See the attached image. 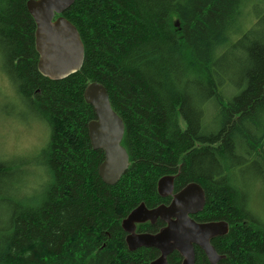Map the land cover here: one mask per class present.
<instances>
[{"label": "trees", "instance_id": "trees-1", "mask_svg": "<svg viewBox=\"0 0 264 264\" xmlns=\"http://www.w3.org/2000/svg\"><path fill=\"white\" fill-rule=\"evenodd\" d=\"M28 1L0 0V68L47 133L37 163L44 185L24 192L15 160L0 159V264H151L159 252L130 251L122 224L142 203H169L158 192L165 176L175 177V193L203 187L199 222L229 223L212 242L226 256L221 264H264L262 189L237 174L254 167L264 175V43L247 67L229 61L251 38L235 39L253 13L256 28L264 0H76L63 16L79 30L85 60L60 81L38 71ZM93 82L125 123L130 166L112 186L99 174L105 153L89 137L97 116L84 91ZM196 264H210L199 248Z\"/></svg>", "mask_w": 264, "mask_h": 264}, {"label": "water", "instance_id": "water-1", "mask_svg": "<svg viewBox=\"0 0 264 264\" xmlns=\"http://www.w3.org/2000/svg\"><path fill=\"white\" fill-rule=\"evenodd\" d=\"M76 0H30L27 8L36 22V50L39 54L38 71L46 78L60 81L79 72L85 60V46L77 27L63 14ZM84 97L96 113L97 119L89 123V137L94 150H103L105 160L99 174L107 185H116L130 166V157L122 145L125 123L112 108L106 88L97 82L90 83ZM174 190V177L165 176L158 183V191L167 197ZM206 192L197 183H190L174 195L170 205L148 209L144 203L123 220L130 251L139 248H156L161 256L151 264H169L168 256L178 251L182 264H196L195 246L206 254L210 264H219L225 258L212 244V240L226 236L229 223L213 221L198 223L192 215L206 206ZM161 218L168 225L158 234H138L137 224Z\"/></svg>", "mask_w": 264, "mask_h": 264}, {"label": "rangeland", "instance_id": "rangeland-1", "mask_svg": "<svg viewBox=\"0 0 264 264\" xmlns=\"http://www.w3.org/2000/svg\"><path fill=\"white\" fill-rule=\"evenodd\" d=\"M255 14L249 15L241 33L235 38L240 40L247 31H252L251 38L242 46L238 47L235 56L230 57L229 61L235 58L240 68L248 61V54L256 45L264 43V10L260 11L256 28L251 26ZM0 58V66H1ZM3 66H1L2 68ZM0 68V159L15 160L17 170V182L23 187L24 192L40 193L44 185V177L41 176L40 168L37 163L40 159V153L44 142L47 139V133L37 119L30 116L29 108L19 101V97L13 92L8 74ZM239 68V69H240ZM241 71V69H240ZM239 74L237 75V78ZM25 121V122H24ZM29 121V122H26ZM46 143V142H45ZM24 165V167H23ZM238 178L242 182L250 183L252 186L261 187V200L256 212L264 223V175L258 174L254 167H246L238 173ZM258 187V188H259ZM253 189V187H252Z\"/></svg>", "mask_w": 264, "mask_h": 264}, {"label": "flooded vegetation", "instance_id": "flooded-vegetation-1", "mask_svg": "<svg viewBox=\"0 0 264 264\" xmlns=\"http://www.w3.org/2000/svg\"><path fill=\"white\" fill-rule=\"evenodd\" d=\"M174 177V176H173ZM174 183H175V177H174ZM190 184V183H189ZM188 184V185H189ZM187 186V185H186ZM185 186V187H186ZM185 187H183L182 189H184ZM174 188H175V186H174ZM181 189V190H182ZM180 190V191H181ZM180 191H178L177 193H179ZM159 192V191H158ZM177 193H175L174 192V190H173V192H172V194L171 195H169V196H167V197H162L161 195V197L163 198V199H166V201L168 200L169 201V203L167 202V203H164V204H162V205H170V203L173 201V198H174V195H176ZM169 199H171V200H169ZM206 203H207V200H206ZM161 206V205H160ZM157 207H159V206H157ZM157 207H153V208H148V209H154V208H157ZM205 209V208H204ZM204 211V210H203ZM202 211V212H203ZM202 212H200V213H198V214H195V215H192L191 216V218L192 219H194L196 222H198V223H207V222H199L197 219H196V217H198ZM195 217V218H194ZM162 222L163 223V227L162 228H160L157 232H155V233H150V232H140L139 231V226L140 225H144V224H151V225H155V224H157L158 222ZM168 225V223L166 222V221H163L161 218H159V219H157L154 223H151L150 221H147V222H145V223H140V224H137V228H136V233H138V234H153V235H155V234H158L163 228H165L166 226ZM126 233V232H125ZM126 237H127V233H126ZM219 238V237H218ZM216 239V238H215ZM214 241V239L212 240V242ZM213 244V243H212ZM126 245H127V243H126ZM214 246V245H213ZM128 247V246H127ZM215 247V246H214ZM144 248V247H143ZM197 248H199L204 254H205V252L199 247V246H195V250L197 249ZM140 249V248H139ZM146 249H156V248H146ZM158 252H159V257L161 256V252L158 250V249H156ZM217 250V249H216ZM176 253H178L181 257H182V255L178 252V251H175ZM175 252H173V253H175ZM218 252V251H217ZM173 253H171L170 255H172ZM169 255V256H170ZM206 255V254H205ZM221 255V254H220ZM169 256H168V258H169ZM225 256V255H224ZM158 257V258H159ZM226 257V256H225ZM168 258H167V260H168ZM182 259H183V257H182ZM222 261V260H221ZM221 261L219 262V264H221ZM182 262H183V260H182ZM168 263H169V260H168ZM170 264V263H169ZM182 264V263H181Z\"/></svg>", "mask_w": 264, "mask_h": 264}]
</instances>
